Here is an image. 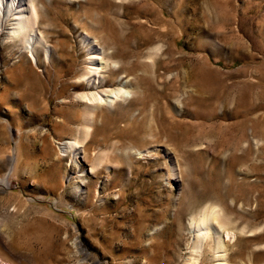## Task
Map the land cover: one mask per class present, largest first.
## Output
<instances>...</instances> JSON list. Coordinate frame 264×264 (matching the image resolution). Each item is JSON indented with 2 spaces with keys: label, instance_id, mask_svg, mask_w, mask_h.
I'll list each match as a JSON object with an SVG mask.
<instances>
[{
  "label": "rangeland",
  "instance_id": "obj_1",
  "mask_svg": "<svg viewBox=\"0 0 264 264\" xmlns=\"http://www.w3.org/2000/svg\"><path fill=\"white\" fill-rule=\"evenodd\" d=\"M38 4L49 57L0 24V264H191L206 207L228 264H264V0ZM84 33L113 56L103 89L140 87L89 134Z\"/></svg>",
  "mask_w": 264,
  "mask_h": 264
},
{
  "label": "bare ground",
  "instance_id": "obj_2",
  "mask_svg": "<svg viewBox=\"0 0 264 264\" xmlns=\"http://www.w3.org/2000/svg\"><path fill=\"white\" fill-rule=\"evenodd\" d=\"M38 5V0H0L1 26H4V28L6 25L11 26V32H9L10 39L14 42L18 41L21 44L24 43V45L22 44L23 47L29 49V53H31L30 57L35 60V62L38 61L41 52L48 57L51 54L43 33L38 29V22L40 19ZM83 42L90 52L88 58L90 62L87 65V73L85 76L87 84L90 86V92L80 95L79 99L85 105L86 111L92 113L91 116H93V118L89 116L84 120L87 125L84 126L85 133L89 134L91 130L89 127V118L94 120L98 110H101V107L110 108V106L116 105L118 100L129 98L127 94L139 91L140 87H135L133 90L123 89V87L127 88L130 85L129 81V83H122L123 87L117 88L115 91L106 88L103 89L106 84V76L104 75L106 66L103 61H105L106 58L108 60L112 59L113 56L105 55L104 48L88 33H84ZM157 52L158 50H154L151 53L156 54ZM149 60L144 59L136 62L138 67L145 71L148 68H154L156 65L154 55L149 56ZM118 62L121 63L120 61H116V63ZM149 63L152 64L150 65ZM133 72H135L134 68L128 72L127 76L132 75ZM124 74L126 75V72H124ZM123 76L124 75H122V77ZM139 78L141 79V76ZM176 108H181L179 100L176 101ZM149 128L153 130L151 126ZM77 143V140L65 142L71 149L75 148L76 145H78ZM5 183L6 179H3L2 186L6 187ZM191 226H194V228L198 230L192 244L193 262L191 264H199V261H201L200 256L204 254L203 247L210 230L214 231V237L216 239L215 257L221 261L218 264H228L227 261H225L227 259L226 254L220 253L222 251L221 248H226V246L221 242L222 233L220 234L219 229L223 228L225 231L226 228L214 208L206 207L202 209L197 217L192 218Z\"/></svg>",
  "mask_w": 264,
  "mask_h": 264
}]
</instances>
